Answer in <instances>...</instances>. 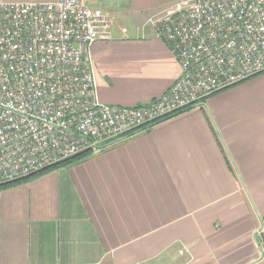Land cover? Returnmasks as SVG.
Returning <instances> with one entry per match:
<instances>
[{
	"label": "crops",
	"instance_id": "obj_1",
	"mask_svg": "<svg viewBox=\"0 0 264 264\" xmlns=\"http://www.w3.org/2000/svg\"><path fill=\"white\" fill-rule=\"evenodd\" d=\"M51 2L56 0H0ZM181 0H87L98 98L148 103L179 78L148 18ZM264 73L68 166L0 189V264H264Z\"/></svg>",
	"mask_w": 264,
	"mask_h": 264
},
{
	"label": "built area",
	"instance_id": "obj_2",
	"mask_svg": "<svg viewBox=\"0 0 264 264\" xmlns=\"http://www.w3.org/2000/svg\"><path fill=\"white\" fill-rule=\"evenodd\" d=\"M179 78L156 99L102 103L90 45L112 19L87 0L0 1V184L149 129L264 73V0H181L146 21ZM264 247L262 224L255 230Z\"/></svg>",
	"mask_w": 264,
	"mask_h": 264
},
{
	"label": "trees",
	"instance_id": "obj_3",
	"mask_svg": "<svg viewBox=\"0 0 264 264\" xmlns=\"http://www.w3.org/2000/svg\"><path fill=\"white\" fill-rule=\"evenodd\" d=\"M86 156L88 155H77L71 159H67L65 160L64 162L60 163V164H57V165H54V166H51V167H48V168H45L43 170H41L40 172H37L35 174H32V175H29L27 177H24V178H21V179H18V180H15V181H11V182H7V183H2L0 184V189H4V188H7L11 185H14V184H17L19 182H22V181H26V180H29L31 179L32 177H34L35 175L39 174V173H42L44 171H47L49 169H54V168H58L60 166H68V165H71V164H75L76 162L84 159Z\"/></svg>",
	"mask_w": 264,
	"mask_h": 264
}]
</instances>
